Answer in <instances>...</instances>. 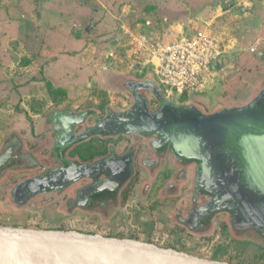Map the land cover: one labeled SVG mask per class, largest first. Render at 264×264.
<instances>
[{
	"label": "rangeland",
	"instance_id": "rangeland-1",
	"mask_svg": "<svg viewBox=\"0 0 264 264\" xmlns=\"http://www.w3.org/2000/svg\"><path fill=\"white\" fill-rule=\"evenodd\" d=\"M75 1L84 4L89 11H92L91 7L94 10L98 7V11L106 12L112 19L107 23L106 38L98 40L99 37L90 36L93 42L101 43L91 50L84 47V41L81 42L87 35L82 28L73 30L72 37L78 40V44L74 45L67 42V35L53 33V0H0V152L11 131L17 130L27 136L33 126L37 142L33 147L22 142L21 151L24 149L32 153L35 159L48 164V150L44 147L46 137L42 132L45 120L52 111L66 109L77 114L92 113L88 122L92 125L94 114L103 118L109 112H122L133 105L126 79L134 81L144 76L136 69L130 70L135 60L126 58L128 49L122 46L126 43L124 26L133 31L161 30L173 25L210 26L215 33L231 30L233 36L242 41L239 50L244 51L238 61L235 59L238 66L242 64V68H239L241 74L229 80L219 78L214 88L203 94H175L171 99L180 104L193 102L207 111H214L221 105L243 104L242 97L245 100L249 98L254 88L251 77L264 75V0ZM257 39L263 42L260 51L257 54L247 52L248 44ZM110 53L115 54V59H107ZM62 56L71 63L66 67V72H59L60 83H57L54 78L51 81L49 64ZM146 72L156 74L152 67ZM66 81L70 82V86L60 87ZM233 83V89L227 90V85ZM155 84L164 90L157 77ZM153 170H156L155 167ZM24 174L31 176L35 172L10 170L0 177V225L23 227L38 224L45 228L78 229L86 233L138 239L165 248L174 247L202 258L231 264H264L263 237L246 229L247 239L234 238L224 215L216 217L212 229L207 233H195L174 224L177 218L175 211L186 210L188 201L194 195L189 189L191 176L170 163L164 171L167 177L164 179L176 185L178 181L186 183L178 187V192L169 187L165 192L151 193L140 183V186L134 185L119 210L107 216L108 221L80 212L67 214L60 202L53 204V216L49 215V219L46 216L41 219L42 211L34 204L23 211L18 210L7 201L11 189ZM160 179L153 182L154 190L164 184ZM153 180L147 177L144 182ZM166 181L165 187L170 186ZM171 194L174 196L168 198ZM157 198L159 200L155 201Z\"/></svg>",
	"mask_w": 264,
	"mask_h": 264
},
{
	"label": "flooded vegetation",
	"instance_id": "flooded-vegetation-1",
	"mask_svg": "<svg viewBox=\"0 0 264 264\" xmlns=\"http://www.w3.org/2000/svg\"><path fill=\"white\" fill-rule=\"evenodd\" d=\"M126 84L131 91L133 105L122 112H109L103 118L94 114L92 125L88 123L92 113L77 114L57 109L49 114L42 132L46 137L44 147L48 150V164L35 159L32 153L24 149L21 151L22 142H26L23 138L11 137L0 152V177L10 170L35 174H24L11 189L7 203L10 202L20 211L34 204L42 211L40 218L46 216L49 219V215L53 216V204L60 202L67 214L80 212L108 221L107 216L119 210L134 185L140 183L151 193L165 192L169 187L178 192V187L186 183L178 181L176 185L164 179L167 178L164 171L170 163L179 171L188 172L192 179L189 189L194 195L188 201L186 210L175 211V225L195 233H207L212 229L216 217L224 215L234 238L247 239L246 229H251L264 239L262 222L246 206L239 207L237 199L230 193L229 182L235 163L229 158L232 157V148L227 146L229 148L226 149L223 130L219 129V133L212 137L211 128L207 129L208 134L197 128L208 124L206 120L209 118L227 114L239 107L207 111L193 102L180 104L171 98L169 102L163 101L145 89L150 87L146 81L139 82L137 79ZM152 100L156 103L153 104ZM146 111L150 115L157 114L158 120L172 121L167 124L177 136L180 150L166 134L150 133L153 130L151 127L146 128L147 133L133 130L137 123L132 122L143 118ZM160 128L163 131L170 129L164 124ZM30 141L26 143L33 147L37 138L33 137ZM154 167L156 170L152 171ZM147 177L154 180L144 182ZM158 179L163 180L164 184L154 190L153 182L156 183ZM165 181L171 185L165 187ZM173 196L171 194L168 198ZM23 227L65 230L45 228L38 224Z\"/></svg>",
	"mask_w": 264,
	"mask_h": 264
},
{
	"label": "water",
	"instance_id": "water-1",
	"mask_svg": "<svg viewBox=\"0 0 264 264\" xmlns=\"http://www.w3.org/2000/svg\"><path fill=\"white\" fill-rule=\"evenodd\" d=\"M216 67L219 68V65L216 64ZM147 82L150 87L145 89L152 91L163 101H170L154 81ZM145 113L143 118L132 122L137 123L133 130L147 133L146 128L151 127L153 130L150 133L166 134L180 150L177 136L167 124L172 121L158 120L157 114L150 115L148 111ZM206 121L208 124L204 128H197L205 133L211 128L212 137L222 129L226 149L232 148V157L229 158L235 165L229 182L230 193L237 199L239 207L246 206L264 225V90L247 105ZM163 124L170 129L163 131L160 128ZM0 264L230 263L202 258L138 239L109 237L77 230L0 225Z\"/></svg>",
	"mask_w": 264,
	"mask_h": 264
},
{
	"label": "built area",
	"instance_id": "built-area-1",
	"mask_svg": "<svg viewBox=\"0 0 264 264\" xmlns=\"http://www.w3.org/2000/svg\"><path fill=\"white\" fill-rule=\"evenodd\" d=\"M258 46L250 51L257 52ZM233 47L231 39L199 28L172 38L130 33L127 51L130 59L154 67L162 92L172 98L175 94L203 92L208 83L214 82L223 56ZM109 58H115V54L110 53Z\"/></svg>",
	"mask_w": 264,
	"mask_h": 264
},
{
	"label": "crops",
	"instance_id": "crops-1",
	"mask_svg": "<svg viewBox=\"0 0 264 264\" xmlns=\"http://www.w3.org/2000/svg\"><path fill=\"white\" fill-rule=\"evenodd\" d=\"M97 1H99V0H97ZM91 9H92V11L91 10L89 11L88 8L84 4H81L75 0H53V33H57V34H61V35L62 34L67 35L66 36V38L68 39L67 42L74 45V44H78V43H76V42H78V40H76L72 37V35L74 34L73 30H74V28H82L81 29L82 32L87 33V35L81 39V42L84 41V44H85L84 47H89L88 50H91L92 47L96 46V44L98 42H96V43L93 42L92 41L93 38H91L90 36H92V34H93V35H95L94 37H97V38L99 37L98 40H102V39L106 38L105 34L107 32L105 30L109 24V21H112V19L110 20L111 17L106 12L98 11V7H97V10H94V8H92V7H91ZM115 24H117V23H115ZM117 26H118V24H117ZM123 28H124L123 32H124V36H125V40H126V43L124 45H122L123 48H126V46L128 44V39H129L130 33H132V34H140L141 33V34H145L148 36H154V37H160V38H163V37L172 38L173 36H179V35L184 34V33H189L195 29H199L196 27H185L184 25L167 26L161 30L153 29L150 31H148V30L133 31L132 28H130L128 26H124ZM207 29H209L211 32L215 33L210 26L207 27ZM215 34L219 35V36H225V37L231 39L233 41L234 47L227 54H225L223 56V59H222L223 65H222L221 70L217 73V75L214 79V82L207 84L206 89L203 92H201L202 94L206 93V92L210 91L212 88H214V85L216 84L215 81H218L219 78H223V80H229L230 78H233L234 76H236V74L240 73V71L242 72V70L239 69V68H242L241 67L242 64L240 66H238V63H236V60L238 61L239 57L241 56V53L244 51V49L239 50L240 48H242V41L236 39L233 36L231 30L230 31L224 30L220 33H215ZM66 38H65V40H67ZM257 43L259 44V46L257 48V52L252 53L250 51V48L253 47L254 45H256ZM100 44L98 43V45H100ZM262 45H263L262 40L257 39L255 41L249 43L246 50H247V52H249L251 54H257L260 51ZM56 48L57 47H54V49H56ZM126 55H127L126 58L130 59L129 58L130 53L127 52ZM107 59H109V55H107ZM130 60H133V59L131 58ZM70 63H71V61L67 57L65 58L64 56L60 57L56 61L51 62L49 64L51 66V75H50L51 81H53V78H54L56 80V81L54 80L55 82L60 83L59 76H61V75L59 74V72L60 71L66 72L67 71L66 67ZM220 66H221V63L219 65V68H220ZM151 67L154 68L152 65H147L143 61L135 60V64L131 65L130 70L136 69V72L138 71L144 76L143 79H138L139 82H141V81L147 82L148 80H151V81H154V83H156V77H155L156 74L152 75V74H148L146 72L148 70V68H151ZM251 78H252V82L254 84V88H253L251 94L248 96L249 98H247L245 100V97H242V99L244 100L243 104L230 105V106H222L221 105L218 108H216L215 110L222 108V107H242V106H245L248 103H250L258 95V93L264 88V75L255 74ZM129 80L126 79V82L130 83V82L137 81L136 78L134 81H129ZM69 86H70V82H67V81H66V83H64V85H60V87H64V88L65 87L68 88ZM233 86H234V83L231 86L227 85L226 89L227 90L233 89ZM199 106H201V105H199ZM33 130L34 129L32 126L30 128V133L27 136L21 135V133H19L17 130H13L9 133L6 141H4V144L13 136H16L18 138H23L26 142L31 143L30 140H32V138L35 137L33 135V133H34Z\"/></svg>",
	"mask_w": 264,
	"mask_h": 264
}]
</instances>
